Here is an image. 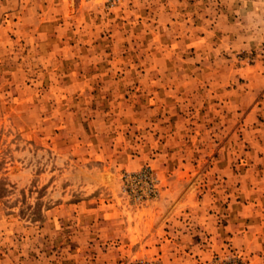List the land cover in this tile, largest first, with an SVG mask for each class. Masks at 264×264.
I'll return each instance as SVG.
<instances>
[{
	"label": "rangeland",
	"instance_id": "374dc122",
	"mask_svg": "<svg viewBox=\"0 0 264 264\" xmlns=\"http://www.w3.org/2000/svg\"><path fill=\"white\" fill-rule=\"evenodd\" d=\"M0 264H264V0H0Z\"/></svg>",
	"mask_w": 264,
	"mask_h": 264
}]
</instances>
